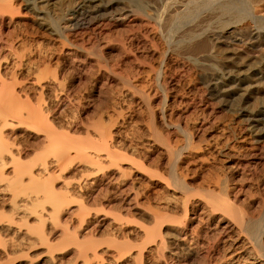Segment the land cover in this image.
Here are the masks:
<instances>
[{
	"label": "bare ground",
	"instance_id": "bare-ground-1",
	"mask_svg": "<svg viewBox=\"0 0 264 264\" xmlns=\"http://www.w3.org/2000/svg\"><path fill=\"white\" fill-rule=\"evenodd\" d=\"M22 1L0 0V264H264V0L165 23L178 0ZM207 13L185 55L226 47L214 72L166 32Z\"/></svg>",
	"mask_w": 264,
	"mask_h": 264
},
{
	"label": "rangeland",
	"instance_id": "rangeland-1",
	"mask_svg": "<svg viewBox=\"0 0 264 264\" xmlns=\"http://www.w3.org/2000/svg\"><path fill=\"white\" fill-rule=\"evenodd\" d=\"M168 0H165V2ZM20 4H24L22 0H20ZM185 0H178V3L174 6L172 10L168 12V10H165V14L163 15V22L167 20L168 15H173L174 12L181 13L184 10ZM264 11V4L263 9ZM23 12L26 13L27 10L23 9ZM216 22V16L215 13H207L205 15L200 16L196 20H194L192 23H189L184 26H177L174 23L167 26L166 32H168V35L173 38V40L170 42L171 46H169V54L171 56L179 55L180 58L183 59V61L191 68L195 67L197 64L205 70V72H214L218 69V60L227 52V48L224 46H220V50L217 51H210L208 49L197 53L193 59L196 61H188L187 56L185 55L186 52H188L189 48H191L193 45L200 43V41H203V37L210 34L212 29L215 26ZM117 30V31H116ZM115 30V36L117 37V34L120 35H128L130 34V28H118ZM194 32L197 37H191V38H185L189 35V33ZM46 34V33H45ZM49 38H52L49 34H47ZM184 38V39H183ZM175 39V41H174ZM237 47H240L244 49V46L237 45ZM248 52L253 53L254 50H249ZM193 78L191 74H186L183 78L182 85H185L189 82V79ZM232 119L230 114L227 113H220L216 116V121L222 122L226 120Z\"/></svg>",
	"mask_w": 264,
	"mask_h": 264
}]
</instances>
